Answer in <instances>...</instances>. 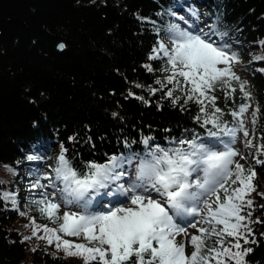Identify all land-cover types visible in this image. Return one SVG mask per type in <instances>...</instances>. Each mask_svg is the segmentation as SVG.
<instances>
[{"label": "trees", "instance_id": "trees-1", "mask_svg": "<svg viewBox=\"0 0 264 264\" xmlns=\"http://www.w3.org/2000/svg\"><path fill=\"white\" fill-rule=\"evenodd\" d=\"M187 5H202L208 28L240 49L237 66L248 80V102L253 111L259 108L248 139L264 144V59L254 57L264 50V0H0V162L24 167L39 148L57 147L66 148L82 171L90 161L143 153L142 140L149 137L165 149L193 133L207 140V129L195 119L203 118L199 105L189 101L182 107L161 91H149L166 75L163 62L149 54ZM234 86L232 99L219 87L215 91L228 127L237 126L231 111L245 102ZM247 150L245 168L256 170L253 199L264 185V165L253 157L264 159V153ZM4 188L0 182V264H70L64 252L23 240L14 226L18 211L2 198ZM253 201L252 220L264 221V198ZM252 227L255 243L246 247L254 251L247 264H264V223Z\"/></svg>", "mask_w": 264, "mask_h": 264}, {"label": "snow or ice", "instance_id": "snow-or-ice-1", "mask_svg": "<svg viewBox=\"0 0 264 264\" xmlns=\"http://www.w3.org/2000/svg\"><path fill=\"white\" fill-rule=\"evenodd\" d=\"M192 15L198 19L196 13ZM179 19L184 26L168 24L164 29L168 42L159 39L149 54L150 60L163 62L161 71L166 74L156 81L160 87L149 91L153 95L161 91L182 107L189 101L199 105L203 118L195 119L207 129L208 139L193 133L192 138L175 140L173 147L165 149L150 144L151 137L145 138L143 154L129 152L112 155L103 163L90 161L82 171L62 148L58 166L36 174L29 185L30 191L39 190V198L31 203L54 226L36 224L33 217L32 235L23 240L37 237L69 257L82 258L84 264H247L246 257L254 251L246 247L255 243L252 225L264 221L252 220L256 170L246 169L231 145L238 132L245 138L250 135L244 116L252 107L248 102L251 92L233 70L239 57L226 34L214 28L205 32ZM156 31L159 35L160 29ZM57 47L64 50L66 45ZM145 67L154 71L151 65ZM234 82L245 102L231 111L237 126L228 127L222 119L223 109L216 105L215 91L219 87L232 99L237 91ZM177 90L183 95H176ZM257 112L259 108L252 112L253 124ZM221 146L223 150H217ZM246 146L264 153V144L256 146L247 139ZM37 159L27 156L29 161ZM253 159L264 165L260 156ZM257 194L264 198V192ZM2 198L18 209L17 194L3 193ZM61 205L77 210L64 211L61 216ZM97 205L101 210H96ZM259 207L264 209V205ZM190 228L195 234L189 233ZM40 230L44 235H38Z\"/></svg>", "mask_w": 264, "mask_h": 264}, {"label": "rangeland", "instance_id": "rangeland-1", "mask_svg": "<svg viewBox=\"0 0 264 264\" xmlns=\"http://www.w3.org/2000/svg\"><path fill=\"white\" fill-rule=\"evenodd\" d=\"M190 4V3H189ZM188 9H179L178 10V16L177 19L174 20L175 23L181 24V27L184 26V24L181 22L179 17H183L184 21H187L189 25L196 26L199 25L205 32L209 31L210 28H208V25L210 24L209 18H205L204 13H202L203 7L198 6V9H194L192 6L187 5ZM192 13H196L198 16V19L192 15ZM165 42L167 43V37L163 38ZM219 42V41H218ZM232 46V45H231ZM232 51H235L237 55L240 54V49L236 46H232ZM264 56V50L258 52L255 54V58H259ZM240 61V59H239ZM237 76L242 78L243 81L247 82V88L248 86V80L243 77V74L241 72L240 67L237 66V63L234 64V69ZM252 107L249 109L247 113H245L244 119H245V126L248 131H250V122L252 118V112L254 109V105L251 104ZM237 138V137H236ZM248 138H245L243 136L242 132H239L237 140L232 144V147L240 153V156L236 157V159L246 166V163H249L251 160V157L248 154L247 146H246V140ZM174 146V145H173ZM172 146V147H173ZM62 150V149H61ZM61 150L57 147H52L49 149V147L39 148L36 153H32L31 155H36L38 157L35 161H30L27 165L24 167H14L10 162H0V182L3 184H6V188H4V193H15L17 194V202H18V216L15 222V228L19 231H21L25 236H31L32 235V229L34 225H30V221L32 218H35L36 224L44 225L47 224L49 227H53V223L47 219L46 216L41 215V213L38 211L37 205L31 203V201L38 199L39 190H31L29 189V185L31 182L35 181L36 174L43 175L45 173L51 172L55 167L58 166V156L60 155ZM217 150H223V148L218 147ZM144 153V152H143ZM143 153H137V154H143ZM124 155H128L129 153H122ZM244 157L241 159L240 157ZM11 169V171H9ZM24 170V172H23ZM263 178V177H262ZM43 183H47V181H41ZM264 184V180H263ZM260 192H264V185H262L260 188ZM252 198V197H251ZM253 199L260 200V197H255ZM11 204V201H6ZM127 206V205H125ZM13 208V207H12ZM96 210H101L99 206H95ZM76 211L75 208H65L63 205H61L59 214L62 216L64 211ZM26 212V216H21L19 212ZM190 234H195L194 229H189ZM38 235L42 236L44 235L43 231L40 230ZM70 239H77V238H70ZM178 242H184L183 237H177ZM31 246L33 248L37 246L44 245L47 247L49 251H55V252H62L57 250L54 246L48 245L45 241L38 239L37 237H33L30 239ZM192 250L191 246L189 245L187 247V251L190 253ZM67 256V255H66ZM69 257V256H68ZM70 258V264H84L82 258L78 257H69Z\"/></svg>", "mask_w": 264, "mask_h": 264}]
</instances>
